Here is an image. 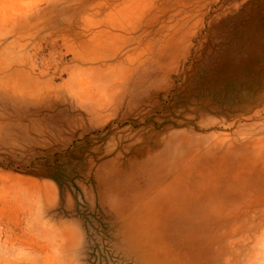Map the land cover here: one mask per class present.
<instances>
[{
  "label": "rangeland",
  "instance_id": "obj_1",
  "mask_svg": "<svg viewBox=\"0 0 264 264\" xmlns=\"http://www.w3.org/2000/svg\"><path fill=\"white\" fill-rule=\"evenodd\" d=\"M0 264H264V0H0Z\"/></svg>",
  "mask_w": 264,
  "mask_h": 264
}]
</instances>
